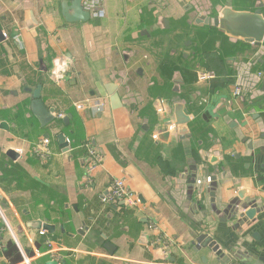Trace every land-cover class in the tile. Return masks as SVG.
<instances>
[{"label": "crops", "instance_id": "obj_1", "mask_svg": "<svg viewBox=\"0 0 264 264\" xmlns=\"http://www.w3.org/2000/svg\"><path fill=\"white\" fill-rule=\"evenodd\" d=\"M62 1L0 0V264H264V40L196 21L227 5L264 16V0H105L103 17L72 23ZM43 137L49 159L34 153ZM86 141L102 155L89 183ZM113 178L139 210L102 203ZM239 191L253 220L230 212ZM150 220L174 242L166 255Z\"/></svg>", "mask_w": 264, "mask_h": 264}, {"label": "water", "instance_id": "obj_2", "mask_svg": "<svg viewBox=\"0 0 264 264\" xmlns=\"http://www.w3.org/2000/svg\"><path fill=\"white\" fill-rule=\"evenodd\" d=\"M61 12L65 21L70 23L86 22L90 19L89 13L82 6V0H63ZM29 18H31V22H29L28 26L31 27L34 24V21L30 15ZM196 21L213 25L232 37L252 42L256 45H260L264 40V16L259 9L251 12L238 11L227 5L223 7L216 16L208 17L202 15ZM31 111L43 126L54 119V116L52 115L54 110L52 108H46L41 100L39 86L33 92ZM174 115V122L178 125L179 132L186 131L184 124L189 121V116L183 111L182 104L175 105ZM59 138L60 141L63 142V151H68V142L65 141L64 136L60 134ZM8 152L11 155L14 153L12 150H9ZM243 192L244 191H239L237 197L230 201V212L236 213L237 208H241L243 214H241L240 217L243 218L246 216L248 219L253 220L260 209L254 202H242ZM43 227L47 226L44 225ZM210 246H212L213 250L218 254L223 255L216 242L211 241ZM49 264H57V262L53 261Z\"/></svg>", "mask_w": 264, "mask_h": 264}, {"label": "built area", "instance_id": "obj_3", "mask_svg": "<svg viewBox=\"0 0 264 264\" xmlns=\"http://www.w3.org/2000/svg\"><path fill=\"white\" fill-rule=\"evenodd\" d=\"M83 8L89 13L90 18L96 19L101 18L105 15V0H82ZM67 66L62 60H57L54 62V65L51 69V77L53 82L56 85L61 84L67 73ZM212 73L202 74L200 76L201 80L212 78ZM241 88L239 86H235L233 94L235 96H241ZM160 105L156 107V113L158 115H164L167 112V104L160 100ZM96 105H100L97 102ZM74 106L77 109H81L83 107V103H75ZM58 117H62L61 113H56ZM170 130L175 128L174 124L168 125ZM154 139L158 137V134L155 133L152 136ZM83 147L86 150L85 153V174H84V182L89 183L92 180V175L95 169H97L102 164V155L99 153L97 148L89 141H86L83 144ZM35 155L41 159H49L52 151L49 147V138L43 137L41 141L37 144L35 151ZM101 201L105 205L111 204H120L123 207L128 209L139 210L141 208L140 201L137 195L134 192H131L125 186L124 181L121 178H113L110 180L108 185L106 186V190L104 194L101 196ZM148 228L156 233V237L151 242V245L160 247L161 251L164 255L168 253L174 245V242L167 238L165 233H163L159 225L153 221H148ZM44 231H40L42 234Z\"/></svg>", "mask_w": 264, "mask_h": 264}, {"label": "trees", "instance_id": "obj_4", "mask_svg": "<svg viewBox=\"0 0 264 264\" xmlns=\"http://www.w3.org/2000/svg\"><path fill=\"white\" fill-rule=\"evenodd\" d=\"M173 70H174V68H173Z\"/></svg>", "mask_w": 264, "mask_h": 264}]
</instances>
